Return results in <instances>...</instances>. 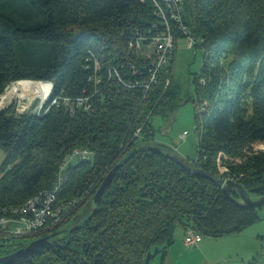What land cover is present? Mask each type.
Wrapping results in <instances>:
<instances>
[{"label":"trees","instance_id":"1","mask_svg":"<svg viewBox=\"0 0 264 264\" xmlns=\"http://www.w3.org/2000/svg\"><path fill=\"white\" fill-rule=\"evenodd\" d=\"M184 22L203 56L194 77L203 120L197 157L187 163L262 196L264 0H185ZM162 28L151 0H0V94L22 79L53 84L39 112L17 114L14 104L0 111V208L19 207L51 188L73 148L94 152L66 168L58 199L80 201L52 232L93 202L88 213L64 227L58 244L1 264H144L148 252L164 257L178 228L222 236L260 218V208L239 206L155 141L151 118L174 113L178 86L171 64L147 91L129 86L149 76L151 59L128 48L127 40L137 30ZM79 95H90L92 111L70 113L61 101L49 106L54 97Z\"/></svg>","mask_w":264,"mask_h":264},{"label":"rangeland","instance_id":"2","mask_svg":"<svg viewBox=\"0 0 264 264\" xmlns=\"http://www.w3.org/2000/svg\"><path fill=\"white\" fill-rule=\"evenodd\" d=\"M187 40L182 36L176 38L172 61L171 76L174 85L178 86L179 104L173 114L166 117L154 114L151 122L155 130V141L166 146L170 155L191 164L197 157L200 130L197 126L200 127L203 120L202 103L195 100L194 81V77L200 72L203 56L201 49L195 45L189 46ZM48 97L43 99V103ZM21 98L15 97L6 106L14 104L17 114L35 112L43 107L38 105V98ZM184 132L186 135L181 138L180 135ZM3 158L4 152L1 150L0 164ZM92 206L93 202H89L79 210L72 222L65 223L61 228L82 219ZM258 214L260 218L240 232L222 236L202 235L201 240L193 246L184 244L185 231L178 228L168 247L167 255L163 257L162 251H155L149 264H264V207L259 209ZM64 234L61 233L60 236ZM38 238H41V235L0 238V257L14 251L19 242H31Z\"/></svg>","mask_w":264,"mask_h":264},{"label":"built area","instance_id":"3","mask_svg":"<svg viewBox=\"0 0 264 264\" xmlns=\"http://www.w3.org/2000/svg\"><path fill=\"white\" fill-rule=\"evenodd\" d=\"M184 1L185 0H151L155 14L158 16L163 28L158 31H139L137 30L127 40V46L135 52L151 59L149 67V76L146 79L135 81L129 86L140 85L147 89L156 82L157 73L164 67L172 65L176 31L180 32L182 37H186L189 46H193L195 39L190 35L188 26L184 22ZM94 69L98 70L96 59L94 60ZM114 70H117L113 66ZM96 82L100 78L95 79ZM50 96V95H49ZM49 98V97H48ZM47 100V99H46ZM63 102L67 105L70 113L77 109L92 111L94 109L90 95H79L76 97L57 96L51 99L50 105ZM41 104L40 106H43ZM204 103H202V106ZM203 111V108H202ZM16 113H18L16 111ZM139 131V129H138ZM137 132L135 133V135ZM186 133L180 135L185 137ZM94 152L85 147H75L64 158V165L57 174L56 180L51 188H48L43 195L36 198H27L21 205L20 214L0 213V238L23 237L32 234L50 233L58 228L66 215L72 211L80 199L74 198L70 204L62 206H53V199H57L60 188V177L69 164L79 160H91ZM240 162V158L236 159ZM218 175V174H217ZM223 178V184L226 182ZM236 181V180H234ZM184 244L193 246L201 240L202 234L192 228L185 230Z\"/></svg>","mask_w":264,"mask_h":264},{"label":"water","instance_id":"4","mask_svg":"<svg viewBox=\"0 0 264 264\" xmlns=\"http://www.w3.org/2000/svg\"><path fill=\"white\" fill-rule=\"evenodd\" d=\"M50 83H51V90H52L53 84H52V82H50ZM43 102H44V100H42L41 104ZM6 107L7 106L1 108L0 111L5 109ZM168 157H170L172 160H174L176 163L180 164L182 167L186 168L187 170H193L196 174H199L205 178L213 180L216 185L221 187L223 193L228 198L235 201L239 206H242L245 208H251V207L262 208V207H264V195L259 196V197H252L250 195V193L242 186L241 183L234 181V180H227L223 184V178L217 174L210 173V172H208V171H206L200 167H191L187 162L183 161L181 158H179L177 156L168 154ZM112 173H113V170L107 175V177L100 184L99 188L97 189L96 193L94 194L93 201L95 203H97L99 201L102 193L104 192L108 182L110 181V179L112 177ZM232 191L237 192L238 197H233ZM56 235H58V232H52L49 235H46L44 237H41V238H38V239L31 241L26 246H21L12 252H9L8 254L0 257V264L5 262L9 258L24 257V256L28 255V253L30 251L37 249L43 245H47V244L56 245V244H58V240L56 238ZM71 238H72V236H69L68 239L65 241V243L62 245L69 243ZM151 258H152V253L148 252L147 256L145 258L144 264H149Z\"/></svg>","mask_w":264,"mask_h":264},{"label":"bare ground","instance_id":"5","mask_svg":"<svg viewBox=\"0 0 264 264\" xmlns=\"http://www.w3.org/2000/svg\"><path fill=\"white\" fill-rule=\"evenodd\" d=\"M50 91H51V83L49 81L22 79V80L13 82L6 91L0 94V109L8 105L15 97H19V98L22 97L24 99L27 97L31 100H36L38 98V101H39L38 105H40L42 100L46 96L49 95ZM40 109H37V111L35 112H39ZM63 165H64V161L62 162V164L59 166V169L57 170L56 178H57V174L60 173V170L62 169ZM65 170L63 172V175L60 177V188L63 185V180L65 177ZM221 170L222 172H224L227 169L226 167H222ZM227 179H230V177H227L225 180ZM47 189H43L39 191L37 194L31 196L30 198H36L39 195H43L44 192L47 191ZM72 201L73 199L67 202H61L59 201L57 197V199H53V206H62V204H70L72 203ZM20 212H21V205L19 207L0 208V213L20 214Z\"/></svg>","mask_w":264,"mask_h":264},{"label":"flooded vegetation","instance_id":"6","mask_svg":"<svg viewBox=\"0 0 264 264\" xmlns=\"http://www.w3.org/2000/svg\"><path fill=\"white\" fill-rule=\"evenodd\" d=\"M65 228H60V229H58L56 232H58V235H56V237H58L59 235H60V232L62 231V232H64L65 230H64ZM68 230H66V232H67ZM15 249H17V248H15Z\"/></svg>","mask_w":264,"mask_h":264},{"label":"crops","instance_id":"7","mask_svg":"<svg viewBox=\"0 0 264 264\" xmlns=\"http://www.w3.org/2000/svg\"><path fill=\"white\" fill-rule=\"evenodd\" d=\"M167 251H168V249H167ZM167 251H166V254H165V256L167 255ZM165 256H164V257H165Z\"/></svg>","mask_w":264,"mask_h":264}]
</instances>
